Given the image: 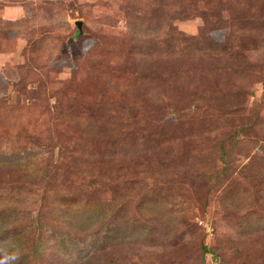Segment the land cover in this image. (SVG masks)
I'll return each mask as SVG.
<instances>
[{
  "label": "rangeland",
  "instance_id": "374dc122",
  "mask_svg": "<svg viewBox=\"0 0 264 264\" xmlns=\"http://www.w3.org/2000/svg\"><path fill=\"white\" fill-rule=\"evenodd\" d=\"M0 264H264V0H0Z\"/></svg>",
  "mask_w": 264,
  "mask_h": 264
},
{
  "label": "water",
  "instance_id": "95a60500",
  "mask_svg": "<svg viewBox=\"0 0 264 264\" xmlns=\"http://www.w3.org/2000/svg\"><path fill=\"white\" fill-rule=\"evenodd\" d=\"M74 26H75V29H76V36H79L81 34V21H75L74 22Z\"/></svg>",
  "mask_w": 264,
  "mask_h": 264
},
{
  "label": "trees",
  "instance_id": "16d2710c",
  "mask_svg": "<svg viewBox=\"0 0 264 264\" xmlns=\"http://www.w3.org/2000/svg\"><path fill=\"white\" fill-rule=\"evenodd\" d=\"M202 249H203L204 252H206V253H210V250L207 249L206 247L202 246ZM37 252L40 254L41 250L38 248V249H37ZM210 254H212V253H210ZM42 256H43V257L45 256V251H44V250L42 251ZM40 258L42 259V257H40Z\"/></svg>",
  "mask_w": 264,
  "mask_h": 264
}]
</instances>
